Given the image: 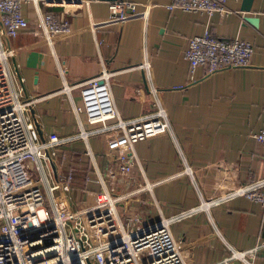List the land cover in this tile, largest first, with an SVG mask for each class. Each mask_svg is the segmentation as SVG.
Wrapping results in <instances>:
<instances>
[{"label": "crops", "instance_id": "obj_1", "mask_svg": "<svg viewBox=\"0 0 264 264\" xmlns=\"http://www.w3.org/2000/svg\"><path fill=\"white\" fill-rule=\"evenodd\" d=\"M131 1L136 12L146 8V19L110 23L108 2L101 0L78 7L67 1L37 5L24 0L22 11L31 23L38 7L66 20L69 30L51 44L39 41L31 28L14 38L1 31L4 44L15 49L12 70L23 95L33 103L31 115L40 135L57 133L71 140L49 153L56 171L49 163L46 178L63 181L74 172L57 194L82 207L103 202L99 176L123 149L125 138L121 131L94 134L87 140L79 137L80 122L85 130L93 127L73 111V104L81 105L78 89L71 97L59 92V67L70 83L106 68L122 118L144 114L158 101L170 126L166 133L136 144L137 162L124 182L129 199L121 209L148 223L161 216L172 218L171 232L192 264H214L231 249L248 250L264 240L263 208L240 197L177 216L217 196L212 186L219 162H233L240 183L264 175V145L253 137L264 127V0H252L249 12L242 9L244 0H226L232 10L228 15L169 10L171 0ZM245 18H255L257 24ZM206 28L218 38L250 42L254 47L250 65L208 76L197 69L192 79L184 52L189 38ZM86 163L88 171L83 169ZM139 183L144 189L132 193ZM38 184L45 192L41 181ZM255 264H264V247L258 250Z\"/></svg>", "mask_w": 264, "mask_h": 264}, {"label": "built area", "instance_id": "obj_2", "mask_svg": "<svg viewBox=\"0 0 264 264\" xmlns=\"http://www.w3.org/2000/svg\"><path fill=\"white\" fill-rule=\"evenodd\" d=\"M32 1L38 5L51 4L54 0ZM65 1L78 7L88 5L91 0H59L58 3ZM23 3L24 0H0V264H192L186 248L171 232L172 218L161 216L148 223L134 214L120 212L129 199L124 182L129 181L137 162L136 144L166 133L170 126L167 113L158 101L152 102L151 110L144 114L122 118L114 103L106 68L95 76L70 83L66 71L59 67L62 80L59 92L71 97L72 91L78 89L81 105L73 104V111L83 115L93 127L85 130L80 122L79 137L87 140L94 134L121 131L125 138L123 149L114 154L113 161L99 176L103 202L82 207L57 194L63 181L71 182L72 172L63 181L48 182L47 154L71 140L57 133L44 138L39 135L31 115L33 103L23 95L12 70L15 49L4 44L1 31L7 38H14L31 28L39 41L51 44L69 26L66 20L60 21L38 7L31 23L23 14ZM135 7L131 0L108 2V22L124 24L146 19V8L136 12ZM167 8L208 15L232 12L226 0H171ZM253 52L250 42L218 38L206 28L189 38L184 59L193 79L197 69H202V76H208L248 67ZM253 137L264 145V127ZM38 181L46 188L45 192ZM212 188L218 192L217 196L179 213L177 219L240 197L259 204L264 210V175L240 183L233 162H219ZM143 189L139 183L132 193ZM263 247L264 240H258L248 250L231 249L214 264H255L257 252ZM49 255L53 256L47 258Z\"/></svg>", "mask_w": 264, "mask_h": 264}, {"label": "water", "instance_id": "obj_3", "mask_svg": "<svg viewBox=\"0 0 264 264\" xmlns=\"http://www.w3.org/2000/svg\"><path fill=\"white\" fill-rule=\"evenodd\" d=\"M101 1L111 2V1H115V0H101ZM67 2H69V1H67ZM251 2H252V0H244V4H243L242 9H243L244 11L249 12ZM75 3H77V2H75ZM245 21H246V22H249V23H251V24H253V25H256V24H257V20H256L255 18H245ZM18 78H19L20 82L22 83V80H21L20 75H18ZM36 127H37V129H38L37 124H36ZM38 132H39V129H38ZM39 135H40V132H39ZM40 136H41V135H40ZM47 156H48V159H49V161H50V165H51L53 171L55 172V171H56V170H55V166H54L53 162L51 161L49 154H47ZM52 256H53V255H49L47 258L52 257ZM37 261H40V259H38Z\"/></svg>", "mask_w": 264, "mask_h": 264}, {"label": "rangeland", "instance_id": "obj_4", "mask_svg": "<svg viewBox=\"0 0 264 264\" xmlns=\"http://www.w3.org/2000/svg\"><path fill=\"white\" fill-rule=\"evenodd\" d=\"M83 167H84L83 169H86L87 171L89 170L88 163H86V165H84ZM73 174H74V172H73ZM70 202L73 203V204H76V202H72V201H70ZM120 212L123 213V211L121 210V208H120Z\"/></svg>", "mask_w": 264, "mask_h": 264}, {"label": "bare ground", "instance_id": "obj_5", "mask_svg": "<svg viewBox=\"0 0 264 264\" xmlns=\"http://www.w3.org/2000/svg\"><path fill=\"white\" fill-rule=\"evenodd\" d=\"M59 93V92H58ZM50 182V181H49Z\"/></svg>", "mask_w": 264, "mask_h": 264}]
</instances>
